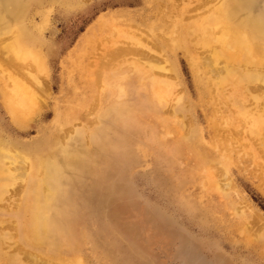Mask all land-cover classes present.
<instances>
[{
	"label": "rangeland",
	"instance_id": "obj_1",
	"mask_svg": "<svg viewBox=\"0 0 264 264\" xmlns=\"http://www.w3.org/2000/svg\"><path fill=\"white\" fill-rule=\"evenodd\" d=\"M33 1L27 10L25 25L33 36L42 41L40 50L50 71L52 90L48 107L42 111L41 117L32 121L27 134L15 131L17 128L0 101V127L4 136L13 142L32 144L42 135L39 133L42 127L44 130L51 128L54 105L63 101L61 91L69 90L68 73H73L72 80L76 86L83 87L82 76L86 71L94 68L98 73L105 69L110 73L113 69H121V66L126 69L139 57V53L130 52L111 56L125 43L119 32L126 30L123 27V31L117 30L119 32L113 34L109 30H99L96 23L104 16L120 18L121 25L131 24L129 27L144 43L141 44L151 50L149 54L154 57L153 61L156 56L161 62L163 55L167 61L161 64L169 66L168 76L172 77L171 82L175 85L174 93L182 99L180 103L169 100V104L175 105L172 107L174 113L166 114L162 119L173 122L176 129L163 138V130L155 119L162 114L149 110L146 93L140 91L137 85H129L131 104L143 108L139 122L133 129L121 133V138L113 140L112 148L103 150L109 139L99 138L97 143L103 148L98 150L102 158L97 168L101 173H107L106 182L101 184L97 175L82 177L76 184V201L59 208L68 223L56 240L61 250L69 254L70 249L78 247L83 264H264V210L253 199L255 197L264 205V135L249 133L244 116L239 114L240 99L236 100L243 97L245 109L259 112L264 107V86L258 81L246 84V90L230 95L237 97H232L231 103L213 98L216 96L213 89L202 94L203 86L196 82L197 76L190 68L185 50L174 49L167 42L176 35L173 34V22L183 18V23H188L185 17L187 19L192 15L205 0ZM252 1L255 9L264 16V0ZM41 21L44 22L43 30L38 33L35 24ZM171 30H174L173 33ZM115 33H118L117 36H114ZM120 37L122 42L119 39L120 44H116V38ZM1 38L6 36L1 35L0 41ZM186 40L188 50L195 52V56L202 61L204 50L195 46L192 35ZM105 48L109 53L105 52ZM101 54L106 59L103 63L110 62L102 69ZM98 58L101 61L97 66ZM252 88L256 91L253 92ZM115 105L116 102L110 108ZM89 110L80 111L79 118L83 120L87 117ZM241 121L245 125L240 124ZM222 150L230 156L232 163L228 173H222L221 168L211 170L216 181L222 185L217 190L210 186L211 172L208 171L215 168L216 163L211 161L219 159L223 155ZM226 175L229 178L223 177ZM6 176L2 182L12 192L16 184L12 179L15 174L11 171ZM226 183L232 187L225 186ZM10 194L9 191L8 198ZM125 194L128 197L122 196ZM127 204L131 207L126 211L124 207ZM4 205L5 202L0 204V217L4 221L12 220V214ZM253 213L260 215L261 220L256 214L259 222H254ZM54 215L55 212L48 214L50 218ZM55 224L61 225L60 222ZM15 247L17 245L10 248L11 252L3 251L1 256L13 255ZM29 260L28 264L35 261Z\"/></svg>",
	"mask_w": 264,
	"mask_h": 264
},
{
	"label": "bare ground",
	"instance_id": "obj_2",
	"mask_svg": "<svg viewBox=\"0 0 264 264\" xmlns=\"http://www.w3.org/2000/svg\"><path fill=\"white\" fill-rule=\"evenodd\" d=\"M31 2L34 1L0 0V36H6L0 41V101L11 116V122L16 126L15 131L19 134L30 132L28 129L31 127L32 121L41 117L42 111L48 107L47 103L52 90L49 81L50 71L40 50L42 41L33 36L25 25L26 13ZM202 3V5L199 3L201 7L196 8L192 15L187 19L185 17L188 23H183L185 22L183 18L175 22L172 21L175 25V28L172 29L175 31H171L172 33L174 31L173 34L176 35H172L174 36L172 39L169 37L167 42L174 49L185 50L190 68L197 76L196 82L203 86L202 94L210 93V90L213 89L216 96L213 97L212 94L210 96L228 100L231 103L232 99L237 97L230 95L233 92L246 90V84L258 81L264 86V16L255 9L252 0H205ZM191 12L193 11L191 10ZM171 13L170 15L173 16L174 14ZM173 19L175 18L173 17ZM121 21L115 16H104L96 25L99 26V30H109L111 34L119 32L117 30L123 31L124 27L126 31L119 32V34L122 35L125 43H122L123 45L117 51H112L111 56L126 52L139 53V57L134 59L129 67L123 69L121 66V69H113L110 73L106 69L100 70L101 72L98 73L92 68V71L88 70L82 76L83 87L76 86L72 80L73 73H68L69 90L61 91L63 101L60 103L57 101L54 105L51 128L44 130L42 127L39 130L42 135H39V138L32 144L13 142L9 137L4 136L5 133L0 127V182L11 171L15 174L12 179L16 182L13 193L12 189H9L12 194L9 195V198L7 197L9 192L7 185L3 182L0 184V201L2 200L0 204L5 202L4 206L13 218L4 221L3 217H0V253L5 250L10 251L12 246L17 245L12 251L13 255L8 253L9 255L1 256L0 254V264H28L29 259L31 262L35 260L33 264H83L78 247L70 249L69 254H66L56 241L68 224L64 215L59 212V208L76 201L78 187L76 184L82 177L97 175L101 184L106 182L107 173H101L97 168L102 158L101 151L98 150L103 148L97 142L101 138H108L109 143L103 150L108 147L112 148L113 140L121 138V133L133 129V126L139 122L143 110L138 105L131 104L128 93L129 85L131 87L137 85L140 91L146 93L149 110L162 114H159L155 119L163 130V138L170 136L171 132L176 129V125L173 126L172 121L170 123L162 119L166 114L173 115L174 113L172 107L175 105L169 104L170 99L177 103L182 100L181 96L177 97L178 95L176 96L174 93L175 85L171 82L172 77L168 76L170 69L167 68L169 66L162 65L167 60L161 54V62L156 56L153 61L154 57L149 54L151 50L141 44L140 36L136 33L139 39L134 33L135 31L129 27L131 24L129 26L121 25ZM44 22L35 24L38 33L42 32ZM117 34L115 33L114 36ZM189 35H192L195 46L204 50L202 54L205 55L203 54L202 61L195 56V52L191 53L188 50L186 39ZM121 37L116 38L118 40L116 44H120ZM115 40L114 42H116ZM145 43L147 44V41ZM147 45L150 46V44ZM104 56L103 54L102 57L104 58ZM103 58L102 61L100 58L97 59V66L99 60L102 63L106 60ZM108 61L106 64L103 63L100 69L109 66L110 62ZM94 65L96 64L94 63ZM254 91L256 89H253ZM239 99V106L243 107L237 106L236 109L239 107V114L244 116L243 119L245 118L249 133L263 136L264 107L259 112L258 110H248L242 105L245 104L243 97L236 100ZM114 102H116L115 107L110 108ZM87 108H90L87 117H83L81 120L78 113ZM242 121L240 124L245 125ZM246 127L245 130H247ZM215 132L217 134V130ZM236 134L238 135V133ZM262 145L260 147L264 148V142ZM94 146L97 147V150ZM233 152L235 151L233 150ZM221 154L223 155L219 154V159L211 161L216 163L215 168L208 171L211 172L212 185L210 186L217 190H220L222 185L220 186V182L216 181L211 170L221 168L224 171L222 173H228L229 165L232 163L230 156H227L224 151ZM99 173L100 175H98ZM215 174L217 175V173ZM218 177L221 178L220 175ZM223 177L226 179V177L229 178V175ZM229 182L234 186L231 179ZM229 185L226 183L225 186ZM231 185L230 187H232ZM122 196L128 197L126 194ZM129 205L124 207L126 211L131 207ZM50 212H55L54 218L48 216ZM256 214L253 213L255 217ZM255 217L253 218L254 222L261 220L260 215L257 214L259 221L257 217L255 220ZM56 222H60L61 225H56Z\"/></svg>",
	"mask_w": 264,
	"mask_h": 264
},
{
	"label": "trees",
	"instance_id": "obj_3",
	"mask_svg": "<svg viewBox=\"0 0 264 264\" xmlns=\"http://www.w3.org/2000/svg\"><path fill=\"white\" fill-rule=\"evenodd\" d=\"M253 199H254L255 202L258 203L259 207H260L262 210H264V205H263L259 200H257L255 197H254Z\"/></svg>",
	"mask_w": 264,
	"mask_h": 264
}]
</instances>
